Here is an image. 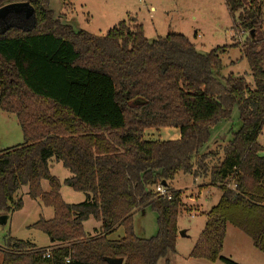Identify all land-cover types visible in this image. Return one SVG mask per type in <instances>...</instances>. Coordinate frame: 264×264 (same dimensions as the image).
<instances>
[{
	"label": "trees",
	"instance_id": "16d2710c",
	"mask_svg": "<svg viewBox=\"0 0 264 264\" xmlns=\"http://www.w3.org/2000/svg\"><path fill=\"white\" fill-rule=\"evenodd\" d=\"M24 1L35 23L12 19L0 29V110L15 115L23 136L0 150V212L21 209L14 195L27 186L31 199L53 209L50 219L29 226L51 245L6 236L0 264H157L176 249L183 202L170 183L177 173L208 176L221 190L189 257L238 264L221 255L229 224L264 254V0H225L232 29L248 33L241 53L251 81L221 75V54L230 46L203 54L176 32L149 41L133 19L103 35L74 30L54 16L50 0H0V7ZM234 107L240 125L221 154L200 152ZM165 127L178 128L180 137H146ZM51 160L71 176L52 175ZM162 182L170 198L155 192ZM62 185L85 199L65 202ZM147 206L157 232L142 238L133 214ZM90 217L100 222L92 237L83 226ZM119 227L123 235L110 238Z\"/></svg>",
	"mask_w": 264,
	"mask_h": 264
},
{
	"label": "rangeland",
	"instance_id": "374dc122",
	"mask_svg": "<svg viewBox=\"0 0 264 264\" xmlns=\"http://www.w3.org/2000/svg\"><path fill=\"white\" fill-rule=\"evenodd\" d=\"M50 8L55 17L62 22L70 24L74 30L82 29L92 34L103 35L121 20H135L142 24L144 35L152 41L167 33L176 32L185 35L195 45L200 53H207L217 46L227 45L225 52L221 54L224 65L221 75L229 73L242 75L251 81L249 65L245 58H242L241 46L247 40L248 33L241 29H232V19L226 9L225 0H50ZM29 20V24L32 23ZM240 125L238 111L234 107L231 116L227 120L219 122L210 131L209 140L200 149V152L216 150L220 155L221 148L231 139L232 133ZM166 129V128H159ZM150 139L171 140L172 130L162 132L153 131V135L145 132ZM259 141H264V131L259 136ZM23 142L22 131L14 114L0 110V150L16 146ZM217 158V157H216ZM211 163L216 161L211 158ZM50 172L52 175L62 179L68 176V170L60 162L51 160ZM193 177L189 174L177 173L170 185L181 191L183 209L177 217V229L185 232V236L176 238V249L162 258L157 264H225L220 260L209 262L189 257V252L197 240L204 221L205 215L199 212L208 211L219 199L221 190H212L209 196L199 195V189L190 188L193 185ZM198 184L207 187V176H200ZM195 179V180H197ZM42 188L49 190L46 180L42 181ZM199 188V187H198ZM63 197L67 202L79 201L81 192L74 191L71 187L64 185ZM70 195H72L70 198ZM21 198L22 207L7 214L5 224H0V261L4 251V238L11 236L16 239L30 241L38 247L51 245L49 237L42 231L29 227L39 217L50 218L53 215L51 207H45L39 199H31L28 196L27 186H22L14 195ZM193 198V199H191ZM196 212V213H194ZM0 212V216H1ZM157 215L149 206L140 209L133 214V231L138 237H148L157 232ZM94 218L85 223V233L90 235ZM228 235L232 238L233 231L239 233L241 244H247L254 250L251 239L233 225H227ZM180 230L179 233H180ZM123 228L120 227L109 235L117 239L123 235ZM243 246H234L232 249L229 243L226 244L224 255L231 256V259L238 264H252L249 257L244 256ZM257 251V250H254ZM260 253V252H259ZM264 259V255L260 253ZM241 262V263H240ZM261 264H264L262 261Z\"/></svg>",
	"mask_w": 264,
	"mask_h": 264
},
{
	"label": "crops",
	"instance_id": "0c3cea01",
	"mask_svg": "<svg viewBox=\"0 0 264 264\" xmlns=\"http://www.w3.org/2000/svg\"><path fill=\"white\" fill-rule=\"evenodd\" d=\"M166 129H161L162 131H164V130H172V132H173V135H172V138H171V140H176V139H178L179 137H180V133H179V129L178 128H171V127H165ZM153 131H155V132H162V131H160V129H157V130H155V129H149V130H147L146 132H149V133H153ZM153 135V134H152ZM68 176H66V177H64V178H62V179H59L57 176V178L60 180V181H63L65 178H67V177H70L71 176V173L68 171ZM189 176H191V175H189ZM197 178H199V177H196V178H194L193 179V185L190 187V188H197V189H199V197H200V195H202V194H206V196L208 195L209 196V194H211L212 192V190H215V189H217V190H220V189H218V187H216V186H213V185H211L210 184V182H208V183H204V184H208V186L205 188V187H201L202 185L199 183H197L198 182V179ZM195 179H197V180H195ZM63 187H64V185H62L61 186V188H60V194H61V196H62V198H63V200H64V197H63V192H62V190H63ZM199 187V188H198ZM171 188L172 189H174V187L173 186H171ZM45 191V190H44ZM83 194V193H82ZM72 195H70V198H72L71 197ZM220 197V196H219ZM81 200H79V201H71L70 200V202H67L66 200H64L65 202H67V203H78V202H81V201H83L84 199H85V195L83 194L82 195V197L80 198ZM191 199H193V198H191ZM201 211V213L202 214H204L205 212H207V211H205V212H203V210H199V212ZM137 212V211H136ZM194 213H196V212H194ZM53 216V215H52ZM51 218V217H50ZM50 218H46V219H50ZM91 218V217H90ZM90 218H88L87 220H85L84 222H83V226H84V230H85V223L88 221V220H90ZM95 220V219H94ZM205 221H206V219H205ZM205 221H204V224H205ZM204 226V225H203ZM99 227H100V222H98V221H94V224L92 225V231H91V233H90V237H92V236H94V235H96L97 233H98V229H99ZM120 228V227H119ZM119 228H117L116 230H118ZM202 229H203V227H202ZM115 230V231H116ZM178 230H180V229H178ZM202 231V230H201ZM227 231H228V227L226 228V235H225V238H224V242H223V248H222V251H221V255L222 256H224V257H226V258H230L231 259V256H230V254L229 255H224L223 254V252H224V250H225V246H226V244L227 243H229V246H231L232 247V249L234 248V246H238V247H240V246H243V245H245L243 248V252L245 253V255L244 256H247V257H249L250 259H251V261H252V264H261L262 263V261H264V259H263V257L260 255V253L261 254H263L262 252H260L258 249H256L254 246H253V248H254V250H257V251H254L253 249H251L249 246H247V244H241V240H240V238H239V233H237L236 231H233V235H232V238L228 235V233H227ZM86 232V231H85ZM155 235V234H154ZM151 236H153V235H150L149 237H151ZM183 237V236H185V232L184 231H182V230H180V233H179V231H178V237ZM143 238H148V237H143ZM252 242V241H251ZM253 244V243H252ZM47 246H50V245H47ZM47 246H43V247H47ZM260 252V253H259ZM264 255V254H263ZM193 259H195V258H193ZM197 260H200V259H197ZM201 261V260H200ZM241 263V262H240Z\"/></svg>",
	"mask_w": 264,
	"mask_h": 264
},
{
	"label": "water",
	"instance_id": "95a60500",
	"mask_svg": "<svg viewBox=\"0 0 264 264\" xmlns=\"http://www.w3.org/2000/svg\"><path fill=\"white\" fill-rule=\"evenodd\" d=\"M8 14L15 15L16 17L24 16L26 19H32L33 24L35 23L34 9L28 1L12 2V3H8V4L1 6L0 7V19L5 17ZM162 185H165V183L162 182ZM6 220H7V215L0 216V224H5ZM121 262L122 260L120 258L112 260V264H121Z\"/></svg>",
	"mask_w": 264,
	"mask_h": 264
},
{
	"label": "built area",
	"instance_id": "2783aa9c",
	"mask_svg": "<svg viewBox=\"0 0 264 264\" xmlns=\"http://www.w3.org/2000/svg\"><path fill=\"white\" fill-rule=\"evenodd\" d=\"M233 187H234V185H233ZM155 192L157 193V195H159V196H165V197H168V198H170V189H168L167 187H165L164 185H162V184H157L156 186H155ZM47 253H49V250H46L45 251V255L47 254Z\"/></svg>",
	"mask_w": 264,
	"mask_h": 264
},
{
	"label": "flooded vegetation",
	"instance_id": "af4514ba",
	"mask_svg": "<svg viewBox=\"0 0 264 264\" xmlns=\"http://www.w3.org/2000/svg\"><path fill=\"white\" fill-rule=\"evenodd\" d=\"M16 19V20H27L29 21L30 19H26L24 16L23 17H16L15 15H6L5 17L0 19V29L4 28L5 25L9 24L10 20Z\"/></svg>",
	"mask_w": 264,
	"mask_h": 264
}]
</instances>
